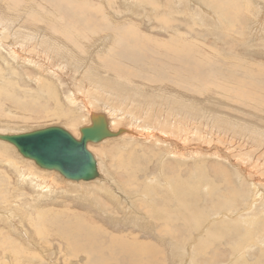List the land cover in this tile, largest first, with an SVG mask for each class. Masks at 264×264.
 <instances>
[{"label":"rangeland","instance_id":"374dc122","mask_svg":"<svg viewBox=\"0 0 264 264\" xmlns=\"http://www.w3.org/2000/svg\"><path fill=\"white\" fill-rule=\"evenodd\" d=\"M1 12L14 19L0 31L1 134L60 126L79 136L98 106L79 95L84 65L119 77L114 87L154 91L133 115L159 127L187 118L205 149L163 157L161 138L122 134L89 145L106 172L97 180L108 172L124 188L117 202L107 179L69 184L0 140L13 150L0 146V208L14 212L0 216V264H128L110 251L125 246L136 248L130 264H264V0H0ZM10 159L51 189L18 180ZM144 193L126 209L125 194Z\"/></svg>","mask_w":264,"mask_h":264},{"label":"bare ground","instance_id":"6f19581e","mask_svg":"<svg viewBox=\"0 0 264 264\" xmlns=\"http://www.w3.org/2000/svg\"><path fill=\"white\" fill-rule=\"evenodd\" d=\"M0 17H1L0 26L3 27L0 31L5 30V27L8 24H10V25L14 24V19L11 18L6 13L1 12ZM7 30L8 29H6L5 31H7ZM15 31H17V30H15ZM13 32H14V30H13ZM101 69H102V66H101ZM75 73L77 74L78 79L80 80L82 87H83V92L79 93V95L83 94L84 98H88V99L96 101L98 103L97 108H93V109H95L93 112L89 111L88 114H89L90 122L86 126H88V127L92 126L93 123L95 121H97V120H95L96 118H104L106 123H107L108 129L112 132H116L114 130L118 127V124L121 125L124 120L127 122H130V125H129L130 128L127 127L126 130L122 129L121 133L118 134V136L122 134V136L119 138H122L121 140H125L124 142H131V144L134 142H138L140 140H144V141H147L148 144H154V146H156V144H158L159 138H161L160 149L164 148L166 150V153L163 157H168V156L169 157H178V156H182L185 153V151H187L188 153L191 154L193 152H197V151H201V150L205 149L204 146H198V145H196V143L194 144L193 135L195 132L192 130L191 127H193L195 125V122L191 121L189 123L187 118L179 119L177 121V126L169 125V126L165 127L166 122L163 121L160 123V127H159L157 125L159 123L153 124L150 121H147V120L141 119V118H137L136 116L133 115V113L139 114L138 108H139V106H141V100L146 99V98H152L153 96H155L154 91L149 94L148 92L145 91L144 86H143L144 88L137 85V84H133L131 86V85H129V83L122 82V81L119 84H117V86L114 87L113 86V84H114L113 79L114 78L120 79V78L115 76V75L112 77H109L108 74L104 75L103 71H99L95 66H89V67H86L84 65L77 66L75 69ZM74 96L71 95V97L69 98L71 103H76ZM77 98H79V97H77ZM184 102H185V100H184ZM89 103L92 104L91 102H86V104H89ZM116 103L119 106L118 108L116 107V105H113ZM119 103H120V105H119ZM115 109H117V110L115 111ZM143 109L146 110V113H148L150 111L147 107H142L141 110H143ZM212 120L215 123L222 121L226 124V126L228 123H230L229 120H227L225 118H212ZM205 125H207V124H205ZM82 127H84V126H82ZM207 127H208V125H207ZM80 128H81V126L78 128V132H79ZM156 128H160V129L156 131ZM163 129H165V131ZM19 133H21V132H19ZM19 133H15V134H19ZM206 133H207L206 131H203L201 137L199 138L203 143H206V141H208L205 139V135H207ZM2 134L5 135V133H2ZM215 134H217V132L214 133L213 135H215ZM72 136H74V135H72ZM79 136H80V132H79ZM79 136H77V137L74 136V137L78 138ZM110 138H112V137H110ZM107 139H109V137L103 138L98 143H101ZM166 143H167L168 147H170V145H171V148L166 149V145H165ZM91 144H96V143H88L87 147ZM190 145H193V147H191ZM0 146L3 148H9L8 149L9 151H13V150H11V147H9L10 145H8L7 143L0 141ZM13 148L14 147H12V149ZM88 149H89V147H88ZM90 152L93 154L92 151H90ZM93 155L95 156V159L97 161L98 172H99L98 177L99 178H96V179L91 180V181H74V180H69V179H66V180H68L69 184L75 185V183H76L77 184L76 186L82 185V187H83L84 185L82 183L92 182V181H94V183H98V186L104 185L105 183H101V182H104V180L107 179L108 185L110 184V187H111L110 188L111 190L108 191L109 196L111 195L112 197H114L116 199L117 202H119L120 199H123V195L119 189H121L123 187L120 188V186H118L116 184L117 181L115 182V178L111 174H109L108 172H107V176L109 178H106L103 181L97 180V179L102 178L101 173H103V172L106 173V172H105L104 168L102 170L103 163L101 165V162H100V159L98 158V156L95 154H93ZM25 159H27V158H25ZM21 160H22V162H28V161H25L21 158L18 159V162H21ZM6 165L13 171L14 175L16 176V178L18 180L24 181L26 179H29L31 182H33L40 189H45V190L51 189V186L49 184L46 185V182H47L46 179L40 178L39 176L34 175L31 172L26 173L24 171V168H21V166L17 165L11 159L6 160ZM25 165H26V163H25ZM37 167L41 170H45L44 172L48 176H51L52 172H47V171L56 172L55 170H47V169L40 168L39 166H37ZM52 177H53V174H52ZM95 180H97V181H95ZM69 181H72V182H69ZM192 187H194V186H192ZM186 195L187 194H185V192L183 190H181L177 184L172 188V203L178 209L176 211V213L179 214L180 217L182 218V220H184L185 222L189 221L188 218H189V213H190V211L188 210L187 205H186ZM139 198L147 199V194H145L143 196H140V195L135 196L134 198L129 197L127 194H125V200L128 201V203H127L128 207H126V209L129 211H136ZM5 214L9 216V219L12 218V216H14L13 210H9L8 208H0V216L4 217ZM164 215H165L164 209L159 210L156 213V216L160 217V218L164 217ZM89 236L97 237L93 232H90ZM98 240H99V238H98ZM99 243L101 244L102 249H103L105 247V245L103 244L102 241H99ZM134 249H136L134 246H125V247H120L118 249H113L112 247H110V251L114 257H116V258L123 257L125 259L126 263H128V264L132 263V261H133L132 258H135L137 256Z\"/></svg>","mask_w":264,"mask_h":264},{"label":"water","instance_id":"95a60500","mask_svg":"<svg viewBox=\"0 0 264 264\" xmlns=\"http://www.w3.org/2000/svg\"><path fill=\"white\" fill-rule=\"evenodd\" d=\"M95 120L92 126L79 129L78 138L63 127L49 126L19 134H0V140L12 144L22 157L32 160L40 168L55 170L65 179L91 181L99 176V172L88 143L116 137L122 131H110L104 118Z\"/></svg>","mask_w":264,"mask_h":264}]
</instances>
